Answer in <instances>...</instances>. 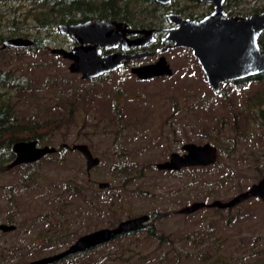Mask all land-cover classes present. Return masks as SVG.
<instances>
[{"label": "rangeland", "instance_id": "374dc122", "mask_svg": "<svg viewBox=\"0 0 264 264\" xmlns=\"http://www.w3.org/2000/svg\"><path fill=\"white\" fill-rule=\"evenodd\" d=\"M36 5L32 0L0 1V10L19 14ZM60 35L44 32L41 38L49 47L44 50L1 49L0 69L27 79L19 95L12 90L22 121H63L40 145L86 143L100 162L86 175L85 158L66 149L32 166L0 173V222L10 217L16 225V230L0 237V264H26L52 255L83 234L153 211L160 212L153 223L156 233L167 236L164 241L140 232L100 246L88 261L63 259L56 264H264V203L259 198L228 209L206 206L180 212L197 201H226L260 179L255 166L264 165V127L250 119L245 100L261 82H227L221 85L227 96L216 93L191 51L179 47L164 53L171 76L142 81L122 68L83 80L68 70L67 59L50 52L52 47L67 48L66 37ZM211 141L225 148L214 165L177 172L156 167L171 152L181 153L184 143ZM126 173L135 179L121 186L129 177ZM25 176L38 177L37 186L24 187L31 183ZM87 176L118 188L119 221L79 198L59 197L64 178L79 181ZM58 207L63 214L54 218L62 225L46 218Z\"/></svg>", "mask_w": 264, "mask_h": 264}, {"label": "water", "instance_id": "95a60500", "mask_svg": "<svg viewBox=\"0 0 264 264\" xmlns=\"http://www.w3.org/2000/svg\"><path fill=\"white\" fill-rule=\"evenodd\" d=\"M167 4L171 0H156ZM215 1L214 11L202 19L182 18L176 13H168L167 19L173 26L165 29H132L127 23L111 19L86 20L74 23H62L57 26L61 35H68L78 43L77 46L66 49L52 47L50 52L70 61L68 70L80 74L81 79L89 80L121 67L125 60L148 57L151 51H143L132 55L122 52H111L101 55L102 48L108 50L121 47H140L154 39V33L164 32V46L160 53H165L169 47H182L191 51L197 60L208 85L214 92L219 93L221 85L226 82L241 81L264 73V50L259 46L258 39L264 31V10L248 16L224 17L222 3ZM140 34L131 40L130 36ZM169 44V45H168ZM34 45V40L27 37H12L4 39L0 48H27ZM131 73L139 80H149L159 76H171L173 70L164 54L153 64L133 67ZM63 147L79 152L86 161L87 173L97 166L100 159L94 156L86 143L62 144ZM182 152H171L169 158L156 164L157 169L180 171L183 168L210 166L219 160L218 148L206 142L196 144L187 142L181 146ZM56 147L40 145L37 139L18 140L13 143L14 159L7 169L15 166L31 164L39 161L48 154L56 152ZM110 186L108 181H99L98 189ZM251 197H259L264 202V176L249 188L237 193L226 201L213 200L193 202L180 209L181 213H192L205 206L228 209ZM150 222L149 214L121 220L115 227H105L81 235L63 250L26 264H51L67 256L91 250L108 243L118 236L139 231ZM15 224H0V230L13 231Z\"/></svg>", "mask_w": 264, "mask_h": 264}, {"label": "trees", "instance_id": "16d2710c", "mask_svg": "<svg viewBox=\"0 0 264 264\" xmlns=\"http://www.w3.org/2000/svg\"><path fill=\"white\" fill-rule=\"evenodd\" d=\"M3 2L9 0H0ZM36 2V8L31 7L27 12H21L19 14L13 11L0 10V45L4 39L12 37H27L34 40V45L28 47L27 50H44L46 47L45 39L41 38L43 33H59L57 26L62 23H74L85 21L89 19H111L126 22L131 27H148L153 26L155 20H157V13L159 11V4L156 0H32ZM255 6L250 11H239V15H250L264 10V0H255ZM31 21L32 26L29 24ZM29 29L35 30V34H30ZM60 34V33H59ZM61 36V35H60ZM259 46L264 50V31L261 33L259 39ZM64 45V43H63ZM1 51V48H0ZM250 80H257L261 82V86L252 95L248 96L245 100L247 105V111L251 113L250 119L257 121L258 124L264 127V73H260L253 78L241 80L247 82ZM241 81H233L228 83H242ZM227 83V82H226ZM27 79L23 76L16 75L8 70L2 71L0 69V173L7 171L6 164L14 158L12 151V145L18 140L37 139L38 143H45L48 135L57 130L63 123L61 119H54L45 122H28L22 121L20 116L15 111V103L12 102V90H16V94L19 95L21 90L26 86ZM224 85V84H223ZM221 95H226V92L221 89L219 92ZM69 114L73 113L72 110H68ZM239 113H235L233 127L237 131L239 127ZM252 121V122H253ZM239 133V132H237ZM240 134V133H239ZM213 145L217 146L219 152L222 154L225 148L219 145L217 142L211 141ZM63 144V143H62ZM57 148L58 152L67 151L63 145ZM234 150V144L229 148L228 154ZM56 151V152H57ZM40 161V160H39ZM38 162V161H37ZM31 164L23 165L25 167L32 166ZM198 167V166H197ZM192 167V168H197ZM191 168V167H190ZM199 168H203L199 166ZM205 168V167H204ZM84 174L87 172L83 169ZM177 172V171H172ZM255 172L257 177L264 176V165L259 167L255 166ZM33 173V171H30ZM141 174V173H139ZM143 175V174H142ZM129 176V177H127ZM130 173H126L127 177L122 181L121 186L130 184L134 176ZM24 179L28 180L26 186H37L38 177L25 176ZM62 183L59 197L67 199L68 197H76L86 203L92 210L100 211L102 209L103 214L109 213L112 220L119 221L121 213L118 214L117 206L121 203L122 196L117 187H114L110 182V186L106 189H98L97 181L90 178L76 181L72 178H64ZM35 184V185H34ZM50 192V188H48ZM57 197V196H55ZM63 214V213H62ZM99 215V214H98ZM160 212L153 211L150 214L151 223L147 224L145 228L136 231L129 232L118 236L116 239H123L128 236L136 235L140 232H145L147 236L157 237L161 242L167 239V236L158 234L157 228L153 221L159 218ZM57 222L62 225L60 221L54 218V213H49L46 218ZM54 227L52 226L51 229ZM56 229V228H54ZM68 239V236H64ZM106 244V243H105ZM103 244V245H105ZM102 246V245H100ZM100 246H97L90 251L84 253H77L65 257L64 260L73 259H89V254L96 252ZM63 260V259H62ZM88 261V260H87ZM58 263H51L56 264ZM93 264V263H86Z\"/></svg>", "mask_w": 264, "mask_h": 264}, {"label": "flooded vegetation", "instance_id": "af4514ba", "mask_svg": "<svg viewBox=\"0 0 264 264\" xmlns=\"http://www.w3.org/2000/svg\"><path fill=\"white\" fill-rule=\"evenodd\" d=\"M157 3L159 4V6H158L159 11L157 13V18L158 19L154 21L153 26H148V27H144V26L143 27H131L129 25L128 26L130 28H132V29H165V28H169V27L173 26V24L170 23L168 21V19H167V14L168 13L173 12V13L178 14L182 18H190V19L199 20V19H202L203 17H205L206 15L210 14L211 12H213L214 8H215V1H213V0H171L167 4H161L159 2H157ZM255 3H256L255 0H224L223 3H222V9L224 11V17H229V16H248V15H239L237 13L239 11L246 12V11L252 10L254 8V6H255ZM89 20H97V19H89ZM80 22H82V21H80ZM164 35H165V33L162 32V31L161 32H156V33H154V39L149 41L146 45L140 46V47H129L126 50H123L120 46L117 47V48H112V49H108V50L102 48L101 55L107 54V53H111V52H114V51L122 52L124 55H132V54L143 52V51H151V52H153L152 55L148 56V57H152L153 58L151 61H148V62H143L142 61L143 58H147V57L138 58V59H134V60L127 59V60L124 61V63L122 64L121 67L117 68L114 71H111L113 73V72H115L117 70H120L122 68H126V69H129V71L131 73V69L133 67L140 66V65H146V64H153V63H155L158 60V58L162 54H164V53H160V49L164 46V44L162 43V38H163ZM63 36L66 37V39L64 40V45L67 46L66 49H71V48H73V47L78 45V43L76 41L72 40L68 35H63ZM139 36H140V34L133 35V36H130V39L133 40V39H135V38H137ZM45 45H46L45 46L46 48H49L48 45H47V42H46ZM175 48H178V47H175ZM179 48H182V47H179ZM169 49H172V48L169 47L168 50ZM69 64H70V61H69ZM111 72L104 73V74H102L100 76H108V74H110ZM131 75L135 76L132 73H131ZM100 76H98V77H100ZM80 77H81V75H80ZM161 77H165V76H159V77H155L153 79L161 78ZM95 78H97V77H95ZM92 79H94V78H92ZM149 80H152V79H149ZM142 81H147V80H142ZM66 149H68V148H66ZM10 162H8L6 164V168H7V165ZM24 165H26V164H24ZM21 166L22 165L15 166V167H21ZM251 198H259V197H251ZM246 200H248V199H246ZM51 212H53L54 215L56 213L61 215L63 213V210H62L61 207H58L56 211L51 210ZM51 212H49V213H51ZM2 223L13 224L12 223V219L10 217H7L4 222H0V224H2ZM11 232L12 231L0 230V237L1 236H5V234L11 233Z\"/></svg>", "mask_w": 264, "mask_h": 264}, {"label": "bare ground", "instance_id": "6f19581e", "mask_svg": "<svg viewBox=\"0 0 264 264\" xmlns=\"http://www.w3.org/2000/svg\"><path fill=\"white\" fill-rule=\"evenodd\" d=\"M119 21V20H118ZM251 78H253V77H251ZM233 82V81H232ZM239 82V81H238ZM242 82V81H241ZM235 83V82H234ZM224 86V85H223ZM38 142H39V140H38ZM220 151V150H219ZM58 152V151H57ZM94 155V154H93ZM221 155V154H220ZM23 166V165H22ZM202 167V166H201ZM192 168V167H191ZM244 202V201H243ZM242 203V202H241ZM240 204V203H239ZM238 204V205H239ZM206 207V206H205ZM235 207V206H234ZM201 210V209H200ZM198 211V210H197ZM195 212V211H194ZM149 225V224H148ZM16 230V229H15ZM90 251V250H89ZM84 253V252H83ZM69 257V256H68ZM55 263V262H54Z\"/></svg>", "mask_w": 264, "mask_h": 264}]
</instances>
